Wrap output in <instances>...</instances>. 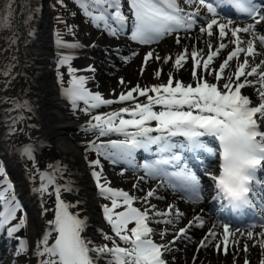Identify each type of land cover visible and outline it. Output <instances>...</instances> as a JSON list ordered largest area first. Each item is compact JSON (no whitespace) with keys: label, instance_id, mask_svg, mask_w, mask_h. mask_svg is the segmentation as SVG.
<instances>
[{"label":"snow or ice","instance_id":"6c2138e0","mask_svg":"<svg viewBox=\"0 0 264 264\" xmlns=\"http://www.w3.org/2000/svg\"><path fill=\"white\" fill-rule=\"evenodd\" d=\"M60 2L62 3L63 0ZM183 2L193 6L195 10L186 11L178 0H129L130 39L139 44H153L180 30L189 32L199 21L201 24H206V27H199L201 34L206 33L207 36L213 37L218 28L221 40L229 32L230 38H234L231 39V43L235 45L234 50L219 63L218 69L212 67V64L221 50L227 47L223 42L215 51L211 50L213 46L209 44L207 58L202 61L199 57L203 56V52H197L193 48L191 72L195 81L194 86L192 83L186 84L181 80H174V73L170 71L167 83L161 82L150 87L137 84L126 92L122 91L116 99H106L99 91L91 92L86 87L88 78L83 75L76 76L77 70L69 66V87L62 89V94L74 107L79 102H83L86 106L85 113L90 115L92 109L132 101L131 105L118 110L92 115L84 131L92 132L97 140H90L86 150H94L98 156L102 155L113 165L126 166V169L122 168L121 175L124 170L142 169L145 175L139 177L141 181L145 177L151 179L161 177L169 188L184 192L194 201L201 198L202 191L196 162L199 161L200 165H203L205 158L217 155L208 141V138H214L219 143V174L208 173L210 179L214 181L215 186L219 185L233 162L237 160L243 162L249 169L245 202L247 207L251 208L254 198L260 197L264 201V183L256 176L257 171L264 168V131L259 130L258 124V119L264 123V60L255 63L254 59L264 54L257 52L254 47V40L257 39L260 45H264V35H257L254 31L256 25L264 21V0L259 2L246 0L247 7L244 10L248 17L255 20V23H248L243 27H232L234 23L232 19H228L226 23L218 22L216 18L201 19L204 16L202 8L215 17L220 13L218 9L224 7L223 5L229 0H183ZM76 3L96 27H101L102 22L103 30L112 36L123 33L129 23V17L122 11L121 0H76ZM240 33H247L252 38L245 41ZM181 39L180 36L176 37L178 45ZM67 46L73 49L81 47L75 42ZM186 53L187 48L178 54L172 63V67L177 72L185 66ZM241 53H244L242 62L239 60ZM136 55L138 53L133 52L131 57L123 59L127 63ZM153 58L162 61L163 64H169L173 59L171 56L161 57L155 51H148L143 58L141 75ZM234 58L237 61L234 71L225 74V70ZM249 58H252L251 64ZM59 63L61 66L70 65V58L64 56ZM201 67L204 70L203 74L198 71ZM86 71L95 72V68L89 66ZM161 72L162 69L159 68L154 71L156 79L159 80ZM207 76H212L215 82L209 81ZM249 77L257 79L250 80ZM127 83L123 77L120 78L121 86ZM257 84L260 103L258 106H250L252 102L248 96L242 94V89ZM138 97H146V102H137ZM156 106H159V110H154ZM22 107L28 105L25 103ZM125 114L128 118H125ZM152 122H155L154 127L151 126ZM112 135L123 138L99 140L100 137ZM22 147L23 154L31 158L33 147L31 145ZM138 150L149 154L143 164L136 162ZM89 166L99 194L111 201L110 206H103L105 220L110 225L111 232L115 234L113 237L104 233L103 240L109 241L111 246L108 243L94 246L82 235L86 221L80 218L79 213L70 210L78 207L79 202L73 205L63 201L60 198L61 189L57 187L54 219L47 221V231L43 232L34 245V255L38 258V264H96V260L104 256L110 257L108 264H167L163 254L170 251L169 245H174L180 239L190 240L191 237L187 236L189 228L193 225L203 226L204 221L199 216H195L189 221L188 226L180 228L174 234L173 240L157 244L151 238L155 230L149 227V221L171 224L174 218H179L183 213L175 209L173 217L175 206L171 204L165 211L157 210L156 205L150 204L149 201V198L156 195L155 189L149 190L144 197H138L122 189L111 187L110 182L103 175L100 159L89 161ZM203 171L207 173V168ZM2 172L3 165L0 164V173ZM44 179H47V183L42 182L41 187L36 191L47 192L49 186L56 183L54 175L42 177V180ZM133 188L139 189L140 185L134 184ZM64 190L73 189L66 186ZM137 200H142L146 206L143 209L134 207L133 203ZM0 204L3 206V211H0V230H3L10 220L18 219L15 225L7 227V235L18 240L17 255L27 253L28 242L23 237L15 236L26 226L25 217H17L20 204L16 202L15 195L6 197L4 192H0ZM260 208L261 215H264V203H261ZM118 209L123 210L118 211ZM43 211L47 213L46 208ZM156 217H167V219L157 220ZM261 223L264 226V221ZM132 224L134 226L129 227ZM255 226L253 224L250 228ZM159 234L161 239L167 235L165 231ZM230 235L234 238L237 233L232 232L229 224L224 223L225 246L221 249L220 244L216 243L218 252L223 250L225 255L228 254L226 245ZM239 235L243 236L245 233ZM246 235L248 240L254 239L252 230H248ZM255 235L260 237L257 242L264 249V231ZM220 239L213 227L199 241L196 251L199 252L200 249ZM120 242L125 246H120ZM248 250L249 245L244 244L243 251ZM92 253L97 255L93 257ZM197 260L198 256H194L193 264H196ZM245 264H249L247 259ZM260 264H264V260H261Z\"/></svg>","mask_w":264,"mask_h":264},{"label":"bare ground","instance_id":"6f19581e","mask_svg":"<svg viewBox=\"0 0 264 264\" xmlns=\"http://www.w3.org/2000/svg\"><path fill=\"white\" fill-rule=\"evenodd\" d=\"M178 1L183 2V0ZM17 3H20L17 9H19L21 14L22 3L24 1L17 0ZM194 10L193 8L189 11ZM204 17L210 18L206 13H204L202 19ZM220 21L227 22V20H218V22ZM248 23L254 24L255 20L252 19L250 22L245 23L234 22L232 27H243ZM19 25L20 30L26 34L24 21L20 20V18ZM201 26L206 27V24L198 22L192 32L167 35L157 43L158 45L156 44L157 46H145L143 48L139 46V48L138 46H131L127 40H121L116 43H105L103 41V39H106L104 34H95L92 38L89 37L91 39L88 42L86 39L73 41L81 45L80 48L73 49L68 47V44H60L47 34L45 35L42 31H39L45 29L47 26L45 21L37 22L36 30L32 31L31 36L33 41H36L40 46L42 57L37 59L32 65L33 70L22 71L20 77H23L24 80H21L14 90H5L0 95V157L6 168L4 174L6 175V172L10 173L12 177L11 181L13 182H11V187L9 188L8 186L7 191H5L8 195H15L16 202L21 206L18 213L26 219V226L20 232L16 233L15 236L23 237L29 245L27 253L17 255L19 242L16 238H10L7 235L5 240L9 237L8 241L11 240L12 245L15 244L14 250L11 251V254L7 258L8 264H16V262L26 264L28 260L31 264H38V258L34 255V245L43 232L47 231V221L53 219L54 209L57 203V187L61 189L60 198L63 201L65 200L66 203L73 205L79 202L78 207L70 210L74 213H79L80 218L86 221V227L82 235L91 241L94 246L102 242L108 243L111 246L109 241L103 240L104 233L110 236L112 235L106 223L102 221V217L98 212L99 209H97L96 193L98 192L96 190V181L90 174V170L88 169L90 166L82 158L83 146L88 144L90 140H97V137L92 132L84 131V127L91 120L92 115L115 111L121 107L129 106L133 102L126 101L101 106L97 109H92L91 115L85 113L84 108L86 106L83 102H79L74 107V115H67V97L63 94L56 93L48 72V65L57 55L56 52L61 49L65 50V56L70 58V65L67 64V68L71 66L77 70L76 73H81V75L87 77V84L90 86H98L94 90L96 92L99 91L106 99H116L122 91L126 92L137 84L150 87L161 82L167 83L168 73L170 71L174 73V80H181L186 84L192 83L194 86L195 81L193 80L192 72H185L184 70L177 72L172 67V63L178 54L187 48L186 62L192 64L191 52L193 48L197 52H203V56L199 57L200 59H206L209 52L208 45L212 44L213 47L211 50L215 51L219 44L223 42L227 47L221 50L220 54L214 58L212 64V67L218 69L219 63L235 48V45L231 43V39L234 38H230V32L221 40L218 34V28H216L213 37H209L206 33L201 34L199 32L198 29ZM263 27L264 21H261V23L256 25L255 29ZM192 34L193 36H191ZM239 35L245 41L252 38L247 33H240ZM257 35L262 34L258 33ZM177 36L182 38L179 45L173 44L176 42ZM92 45H95V47H92ZM101 46L104 48L102 51H100ZM244 46L246 47V44ZM254 47L257 52L264 53V45H260L258 39L254 40ZM113 48L121 49L124 53L129 52L130 57L133 52L138 53V55L130 60L129 65L123 66L113 61L114 56L109 52ZM148 51H155L161 57L171 56L173 59L169 64H163L162 61H156L154 58L151 59L143 75L131 70L134 66L141 67L144 55ZM243 58L244 53H241L239 58L240 62L243 61ZM254 59L255 63H259L260 60H264V54L258 55ZM100 60H103L106 65L107 63H115V67H113L112 71L108 70L109 72L104 70L103 67H100L101 73L98 75L97 72L100 69H96L94 63L101 62ZM249 60L251 64L252 58H249ZM236 63L237 61L234 58L229 63L226 74L234 71ZM89 66L94 67L95 72L86 71ZM158 68L162 69L159 80L154 76V71ZM198 71L203 74L204 70L201 67ZM121 77L128 82L125 86L119 84ZM207 79L215 82L211 76H207ZM241 79L243 80V78ZM25 81L31 86V90H29L27 96L30 100H27L25 97ZM252 89V86H246L244 88L246 93L254 97ZM134 95L137 94L134 93ZM150 95L154 94L150 93ZM137 102H146V97H138ZM25 103L28 107H22ZM256 103L259 105L260 98L256 100ZM154 110H159V106H156ZM15 112H17V117H14ZM125 118H128L126 114ZM13 124L16 130L12 129ZM151 126L154 127L155 122H152ZM10 135H13L14 138H11ZM109 138L122 139L123 137L112 135L111 137H100L99 140L105 141ZM28 145L33 147L31 158L23 154L22 146ZM58 169H63V171H58ZM49 175L55 176L56 183L50 185L47 192L41 193L36 191V189L41 187L42 182L47 183V179L42 180V177L46 178ZM104 177L108 178L106 176ZM147 180L151 181L152 179L147 177ZM151 183L156 186L158 185L155 182ZM159 184H161V187H165L167 192H170L168 186H164L162 183ZM66 186L71 187L73 190L65 191L64 188ZM207 186L208 176H205L201 182V198L199 199V203L196 204L186 201V205L183 206L181 204V198L166 197V205L171 204L175 206L177 204L180 207L179 210L183 213L181 220H184V225L189 223L195 216H199L204 221V227L201 230L191 233L193 242L192 249L185 248L183 253L175 255L174 258H170L169 263L193 264L194 256H198L196 264H245V259L249 261V264H260L261 260H264V249L259 246L257 241H259L260 237L255 234L264 231V226L250 228L244 224L237 226L229 224L231 231L237 233V235L234 238L231 235L229 236L226 245L229 250L228 254L225 255L223 250L219 252L216 250V243L220 244L221 249L225 246L223 241L224 222H220L209 208L212 206L210 202L213 199L210 197V191L206 189ZM204 198L206 200H203ZM135 207L140 208L137 204H135ZM45 208L47 209L46 214L43 211ZM132 226L134 224L129 227ZM213 227H215V231L221 239L197 252L196 249L199 241ZM248 230L254 232L253 240H248L246 235ZM239 233H245V235L241 236ZM97 234L99 237H97ZM151 238L157 244H162L156 241L154 235ZM244 244L249 245L247 252L243 251ZM176 249L181 250L179 247ZM91 255L95 257L97 254L92 253ZM109 258L108 256L99 258L96 260V264H108Z\"/></svg>","mask_w":264,"mask_h":264},{"label":"rangeland","instance_id":"374dc122","mask_svg":"<svg viewBox=\"0 0 264 264\" xmlns=\"http://www.w3.org/2000/svg\"><path fill=\"white\" fill-rule=\"evenodd\" d=\"M14 1L15 0H8L5 2L0 1V15L2 14L1 10L3 8L2 7V4H3V6L5 5L4 7L6 8L4 12V15L6 14L5 18L7 20H10L12 25H15L12 20L15 14H17V17H19L20 19H25V17L27 18L28 17L27 14H30V13L33 14V17L25 21L26 24H28L29 30H27L24 38L22 36V33L17 28L13 29L12 26H10L9 29H8V26L3 29L0 28V95H2V92H4L5 90H14L17 87V84H19L21 80H24L23 77H20V74L22 73V71L23 70L25 71L33 70L32 65L35 63V61H37V59L42 57L40 46L36 43V41H33V38L31 36L32 31L36 30L37 22L45 21L47 27L39 31H42V33L45 35L47 34L53 40H55L56 42L60 44H69L75 40H83V39L84 40L86 39V41L88 42L95 34L100 35V34L105 33L104 30H101L102 28L97 30V32L96 31L90 32L89 30H92L93 27L91 24L93 23L88 20H85V18L80 17L78 15L79 12L77 11V9L74 8L67 0H63L62 3L60 2V0H23L24 3H22L23 6H22L21 14L20 12L16 11L17 9H16V4ZM100 31H103L104 33H99ZM187 35H190V34H187ZM191 36H193V34ZM89 37L91 38L89 39ZM106 42H111V41L107 40L105 41V43ZM157 45L154 44V45H149V46H157ZM141 47L143 48L145 47V45ZM100 51H102V46L100 47ZM65 52L66 51L63 49L56 52L57 55L51 60V63L48 65V72L51 77V83L53 84V87L56 93H60L58 90L63 89V87L62 89H60L61 86L59 84L60 77L62 76L65 78L66 76V71L63 69V66L64 67L66 66L67 71H68V68H67V64L63 65L62 67L57 66L58 69H56V66L54 65L55 63H59V61L65 56L66 54ZM94 52L98 53L97 51H94ZM100 61L101 62L94 63L96 69H100V67L105 68L106 63L103 60H100ZM116 61L120 62L122 60L120 58H117ZM129 63H127L126 65L122 63H118V64L127 66L129 65ZM105 69L108 70L107 68ZM131 70H134L135 72L137 71L139 72V68H137V66L136 67L134 66V68ZM100 73H101V69L97 72V74L99 75ZM75 74L79 76L81 75V73H75ZM86 87L92 92L94 89H97L98 86H90L89 84H86ZM29 90H31V86L29 83H26L25 81L24 82V92H25V97L27 100H30V98L27 97ZM95 92L96 90H94V93ZM66 107H67L66 114L73 116L74 109L72 112V108H71L72 105L70 106L69 104V106H66ZM14 117H17V112L14 113ZM12 129L16 130V127L14 126V124L12 125ZM10 137L14 138L13 135H10ZM87 148H88V145L83 146V152L85 154L84 157L86 156V154H88L87 158L89 159L87 162L96 159V156L94 157V154H92L95 151L86 150ZM87 151H89V153ZM122 176L124 177V175H121V177ZM112 182L117 184L118 182H120V178L119 177L118 179L117 177L112 178ZM149 182L150 181H148L147 178H146V181H143V182H141V180H139L138 183L134 182V184L140 185V188L136 189L137 196L139 194H143L145 196V193H146L145 189L151 190V189H155L158 187V185L157 186L153 185V183L148 184ZM134 184L131 181H128V184L122 185L121 188L126 190L128 187L127 191H130L132 193L134 189L133 188ZM161 188L163 187L158 188L156 190V193H158V190ZM162 190L166 191V188L164 187ZM203 200H206V198H204ZM149 201H150V204L151 203L155 204L156 208L166 206L165 208L167 209V205H166L167 202L166 200H164V198L158 201L155 199V196H154L152 198H149ZM98 202L100 204H105L108 206L111 205V201H108V200L105 201L103 200L102 197L99 198ZM136 204L139 207L141 205L140 207L141 209H143L146 206L143 201L141 203H136ZM180 219H182V217ZM182 224L184 225V220H182ZM186 224L185 225L188 226L189 223H186ZM159 225L160 227H167L166 225L164 226V224L162 223H160ZM172 227H174L173 224H172ZM203 227H204V224L203 226H198V227H195V225H193L191 233L197 230H201ZM153 229L157 231L156 226H154ZM155 231L153 235L157 242L163 244V243H166L167 241L173 240V237L168 236V234L164 237V239H161V236L159 234L160 231L159 232L158 231L155 232ZM176 232L178 231H172L170 233L174 235ZM97 237H99L98 234H97ZM189 237H191V234H189ZM115 239L118 241L117 237ZM185 241L186 242L183 243L179 240L175 243L174 246L169 245L170 251L166 252L164 255V258L166 259L167 264H170L169 263L170 258H174L175 255L183 253L185 248L192 249V246H193L192 239L190 240L185 239ZM103 244L104 243H100L99 246H103ZM14 247H15V244L13 245L11 251L14 250ZM177 247H179L181 250L180 251L177 250L176 249ZM16 264H19V263L16 262Z\"/></svg>","mask_w":264,"mask_h":264},{"label":"clouds","instance_id":"9594fccd","mask_svg":"<svg viewBox=\"0 0 264 264\" xmlns=\"http://www.w3.org/2000/svg\"><path fill=\"white\" fill-rule=\"evenodd\" d=\"M223 6L231 7L235 12L247 15L244 10L247 7L246 0H229ZM248 170V167L243 162L237 160L230 165L229 171L225 173L222 182L215 186L216 192L225 205L234 212L241 211L247 207L245 189L248 183Z\"/></svg>","mask_w":264,"mask_h":264},{"label":"trees","instance_id":"16d2710c","mask_svg":"<svg viewBox=\"0 0 264 264\" xmlns=\"http://www.w3.org/2000/svg\"><path fill=\"white\" fill-rule=\"evenodd\" d=\"M1 2H5V1H8V0H0ZM5 6V5H4ZM3 6V4H2V10H1V12H2V14L0 15V25L2 24V22H4L5 21V16H6V14L4 15V12H5V7Z\"/></svg>","mask_w":264,"mask_h":264},{"label":"water","instance_id":"95a60500","mask_svg":"<svg viewBox=\"0 0 264 264\" xmlns=\"http://www.w3.org/2000/svg\"><path fill=\"white\" fill-rule=\"evenodd\" d=\"M17 2V0H15Z\"/></svg>","mask_w":264,"mask_h":264}]
</instances>
